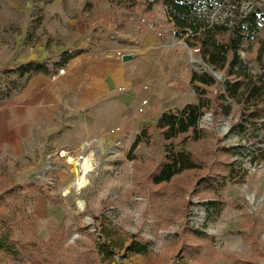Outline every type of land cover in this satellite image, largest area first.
<instances>
[{
    "label": "rangeland",
    "instance_id": "obj_1",
    "mask_svg": "<svg viewBox=\"0 0 264 264\" xmlns=\"http://www.w3.org/2000/svg\"><path fill=\"white\" fill-rule=\"evenodd\" d=\"M237 6L264 9V0H215L206 14L225 18ZM263 38L264 24L240 51L255 70ZM96 57L120 65L110 88L82 80ZM1 60L0 106L36 92L32 101L68 100L53 107L58 130L45 146L0 172V219L24 247L17 258L0 252V264H264V117L242 125L233 101L220 111L225 73L175 36L160 1L0 0ZM29 62L43 70L21 73ZM200 69L216 82L204 87L211 109L198 138L165 140L156 122L198 102L189 81ZM77 91L85 105L71 100ZM170 151L196 168L155 184ZM81 158L92 168L78 188Z\"/></svg>",
    "mask_w": 264,
    "mask_h": 264
},
{
    "label": "trees",
    "instance_id": "obj_2",
    "mask_svg": "<svg viewBox=\"0 0 264 264\" xmlns=\"http://www.w3.org/2000/svg\"><path fill=\"white\" fill-rule=\"evenodd\" d=\"M155 1H160L166 8L175 36L182 39L189 48L197 49L202 62L212 71L225 73L224 92L220 95L222 102L218 105L220 111L229 114L231 106L228 102L233 101L240 107L241 124L255 127L264 117V38L257 41L256 70L255 67L244 63L240 51L245 43L256 39L264 24V9L253 7L250 11L243 12L240 6H237V9H233L232 14L225 18L218 16L216 19H210L206 12L213 8L215 0ZM19 70L21 73L39 72L43 70V65L29 62L19 67ZM215 82V78L207 71L200 69L191 72L189 84L198 102L160 115L156 128L165 140L189 132H192L194 138H198V124L205 111L211 109L204 87H211ZM140 141L139 135L132 149ZM194 168L196 164L188 154L183 151H170L167 161L152 175V181L155 184L169 182L177 174ZM10 228V224L0 219V252L17 258L24 247L12 236ZM132 250L144 254L147 247L135 242Z\"/></svg>",
    "mask_w": 264,
    "mask_h": 264
},
{
    "label": "crops",
    "instance_id": "obj_3",
    "mask_svg": "<svg viewBox=\"0 0 264 264\" xmlns=\"http://www.w3.org/2000/svg\"><path fill=\"white\" fill-rule=\"evenodd\" d=\"M84 66L87 74L82 80H87V87L92 89L102 86L110 88V82L122 74L120 65L117 66L114 60L107 58H90ZM75 77L76 74L73 73L72 78ZM81 84L84 85V82ZM37 94L34 93L29 99L0 106V172L6 165H15L37 148H43L46 141L58 130L51 120L53 113H56L53 107L68 99L57 97L54 100L52 95L47 94L43 100L38 98L32 101ZM70 98L80 105H85L84 93L79 94L77 91Z\"/></svg>",
    "mask_w": 264,
    "mask_h": 264
},
{
    "label": "bare ground",
    "instance_id": "obj_4",
    "mask_svg": "<svg viewBox=\"0 0 264 264\" xmlns=\"http://www.w3.org/2000/svg\"><path fill=\"white\" fill-rule=\"evenodd\" d=\"M69 161H72L69 159ZM77 179L75 184L78 188L82 187L86 183L85 173L92 168V162L90 158H81L80 161L75 163Z\"/></svg>",
    "mask_w": 264,
    "mask_h": 264
},
{
    "label": "built area",
    "instance_id": "obj_5",
    "mask_svg": "<svg viewBox=\"0 0 264 264\" xmlns=\"http://www.w3.org/2000/svg\"><path fill=\"white\" fill-rule=\"evenodd\" d=\"M194 52L198 53V50L195 49ZM64 74H65V70H64V69H61V70L58 71V74H57V75H58V76H62V75H64Z\"/></svg>",
    "mask_w": 264,
    "mask_h": 264
},
{
    "label": "water",
    "instance_id": "obj_6",
    "mask_svg": "<svg viewBox=\"0 0 264 264\" xmlns=\"http://www.w3.org/2000/svg\"><path fill=\"white\" fill-rule=\"evenodd\" d=\"M129 58H130L129 56H124L123 60L125 61V60H128Z\"/></svg>",
    "mask_w": 264,
    "mask_h": 264
}]
</instances>
